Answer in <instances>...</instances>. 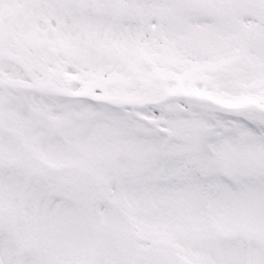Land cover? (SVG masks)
<instances>
[{
	"label": "snow or ice",
	"instance_id": "snow-or-ice-1",
	"mask_svg": "<svg viewBox=\"0 0 264 264\" xmlns=\"http://www.w3.org/2000/svg\"><path fill=\"white\" fill-rule=\"evenodd\" d=\"M0 264H264V0H0Z\"/></svg>",
	"mask_w": 264,
	"mask_h": 264
}]
</instances>
